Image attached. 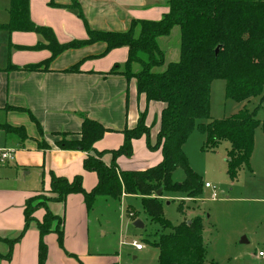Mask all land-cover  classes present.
<instances>
[{
    "label": "trees",
    "instance_id": "obj_1",
    "mask_svg": "<svg viewBox=\"0 0 264 264\" xmlns=\"http://www.w3.org/2000/svg\"><path fill=\"white\" fill-rule=\"evenodd\" d=\"M169 11L159 21H133L125 32L93 31L89 28L80 5L73 2L67 6L82 19L88 37L60 43L52 29L38 26L30 17V0H11L10 21L0 25V30L35 33L42 39L36 50H48L50 57L39 64L11 69L26 72H49L51 64L62 54L79 50L98 43L106 45L103 57L111 51L128 48V59L123 65L115 66L106 76L121 75L128 81L135 79L138 94L144 97L147 107L151 103H161L159 129L152 144V126L147 125V110L140 116L134 128L123 132V145L113 151L99 152L95 145L112 132L101 123L84 118L82 129L77 134L56 133L60 137L56 146L63 151H80L87 154L84 170L95 173L97 185L91 190L84 188V178L79 175L73 180L51 176L50 197L35 196L27 200L25 229L34 221V213L45 209L43 221L38 222L40 233L39 260L44 264L48 255L45 236L56 233L62 245L64 233L61 218L49 210V203H63L70 195L80 194L87 207L92 209L99 197L120 200L124 195L142 198L145 213L151 222L161 228L159 240L154 247L159 250L160 264H217L207 262L204 243V226L201 217L184 220L173 226L165 216L167 193L185 194L187 199L196 200L203 193V181L191 169L183 148L195 129L196 123L210 119V90L214 81L226 82L225 96L237 103L249 102L263 96L264 92V0H167ZM181 33L180 60L166 64V53L161 50L159 40L170 37L174 28ZM219 53L216 55V50ZM82 62L75 64L67 73H79ZM139 65L141 71H133ZM166 66L163 72L156 68ZM264 100V97H263ZM26 113L35 124L39 135L42 129L30 111L14 108ZM263 125L256 113L243 110L229 119L212 120L200 124V132L206 136L203 150H214L222 142L230 144L228 156L229 177L235 181L241 169H251V159L255 147V132ZM6 135L16 136L22 146L29 140L23 127L0 125ZM77 136V137H75ZM145 139L151 152L160 151L162 161L156 166L140 171H121L117 163L120 157L132 158L134 142ZM45 142V141H44ZM38 149L47 151L45 142ZM106 154L112 155V162L104 161ZM182 168L186 179L182 183L173 181L174 172ZM162 190L161 197H157ZM184 200L179 212L185 216ZM168 231V232H166ZM0 239L7 242L10 251L0 253L1 259H10L13 245L19 241Z\"/></svg>",
    "mask_w": 264,
    "mask_h": 264
},
{
    "label": "crops",
    "instance_id": "obj_2",
    "mask_svg": "<svg viewBox=\"0 0 264 264\" xmlns=\"http://www.w3.org/2000/svg\"><path fill=\"white\" fill-rule=\"evenodd\" d=\"M73 2L80 5L93 31L125 32L133 21H159L169 11L167 0H30L31 20L38 26L52 29L62 44L75 39L85 40L88 34L84 22L67 7ZM10 6L11 1L0 0V25L9 23ZM2 12L8 18L3 17ZM1 32L9 34L12 45L19 47L23 53L16 54L9 66L0 68V121L5 123L0 125L25 128L29 140L23 146L17 139L10 145L2 144L0 151L13 150L14 162L18 165L25 170L39 168L42 171L40 190L34 188L24 201L1 209L0 239L16 240L25 229L27 200L44 192L49 193L52 174L68 180L81 175L88 192L97 185V175L84 170L87 154L60 150L56 146L60 137L54 134H77L82 129L84 118H88L112 131L95 145L96 150H117L123 145L124 130L136 127L145 109H148L146 123L149 125L150 108L158 110L160 115L163 105L151 103L147 107L144 97L138 94L135 79L128 81L121 75H105L115 66L127 62L128 48L116 49L100 57L106 45L98 43L65 52L51 64L49 72H26L11 67L20 69L48 59L51 55L48 50L35 49L43 39L35 33ZM79 62H82L79 73L65 72ZM14 108L31 112L42 129L49 150L38 149L36 141L40 136L37 127L26 113ZM104 161L110 164L112 155L106 154ZM161 161V152H151L143 138L134 142L132 158L120 157L117 163L121 171H140ZM102 198L105 197H99L96 203ZM48 206L50 212L63 221L64 240L60 245L56 233L45 236L48 255L44 264H106L105 255L99 250L93 251L91 247L90 212L94 208L87 207L84 197L74 194L63 203H49ZM45 214L42 208L34 213L35 219L27 232L13 245L10 259H1L0 264H40L38 222L43 221ZM9 251L10 245L0 242V253L7 255Z\"/></svg>",
    "mask_w": 264,
    "mask_h": 264
},
{
    "label": "rangeland",
    "instance_id": "obj_3",
    "mask_svg": "<svg viewBox=\"0 0 264 264\" xmlns=\"http://www.w3.org/2000/svg\"><path fill=\"white\" fill-rule=\"evenodd\" d=\"M2 16L8 18L4 12ZM9 39V34L0 33V68L9 66L16 54L23 53L19 47L13 46ZM180 40L181 33L178 27L174 28L170 37L159 40L161 50L166 53V64L180 60ZM165 69L166 66H163L156 68L154 72H163ZM133 71L138 73L141 67L135 65ZM225 89L226 82L223 80L212 83L210 119L196 123L183 148L189 166L202 177L203 193L196 200H185V194L167 193L162 197L165 203L164 212L173 226L180 225L184 220L191 221L197 216L203 219L207 262L264 264V258L259 256L261 252L264 254L263 125L261 124L255 132L251 169H241L235 181L229 177L227 163L230 144L222 142L217 149L203 150L206 136L199 130L202 123L229 119L243 110L255 112L257 119L263 123L264 92L263 96L253 98L249 102L237 103L226 98ZM159 117L158 110L150 108L148 122L153 127L152 144L155 143L159 129ZM2 122L4 121H0V124H5ZM7 137L0 129V145L7 146L16 139L19 140L16 136ZM44 141L40 136L36 142L43 144L46 142ZM33 158L32 156L31 159ZM41 176L42 171L39 168L25 170L16 162H0V212L6 205L12 206L24 201L26 195L35 190L34 188L40 190ZM185 179V171L182 168L174 172L175 183H182ZM206 184L211 185L212 189H206ZM37 196L50 197V194L44 192ZM183 200L185 216L178 210ZM93 208L94 210L90 212L91 247L93 251L99 250L105 255L106 264H160L159 250L154 247V243L159 240L161 228L152 223L145 213L142 198L136 196L123 197L120 200L102 198ZM137 221L141 222L144 228H137L135 226ZM243 238L247 239V244L241 243ZM134 242L143 245L144 250L137 251Z\"/></svg>",
    "mask_w": 264,
    "mask_h": 264
},
{
    "label": "built area",
    "instance_id": "obj_4",
    "mask_svg": "<svg viewBox=\"0 0 264 264\" xmlns=\"http://www.w3.org/2000/svg\"><path fill=\"white\" fill-rule=\"evenodd\" d=\"M14 162L15 161V154L13 150H2L0 151V162L1 163H6V162ZM206 189H212V186L209 184L205 185ZM134 246L136 248L137 251H140L144 248L143 245L139 244L138 242H134ZM260 257H263L264 254L261 252L259 253Z\"/></svg>",
    "mask_w": 264,
    "mask_h": 264
},
{
    "label": "water",
    "instance_id": "obj_5",
    "mask_svg": "<svg viewBox=\"0 0 264 264\" xmlns=\"http://www.w3.org/2000/svg\"><path fill=\"white\" fill-rule=\"evenodd\" d=\"M219 53V48H217V50H216V55ZM162 190H160V191H158V193H157V197H161V195H162ZM168 205H169V203H168ZM135 226L137 227V228H144V225L141 223V222H139V221H137L136 223H135ZM241 243L242 244H247L248 243V241H247V239L246 238H243V240L241 241Z\"/></svg>",
    "mask_w": 264,
    "mask_h": 264
}]
</instances>
